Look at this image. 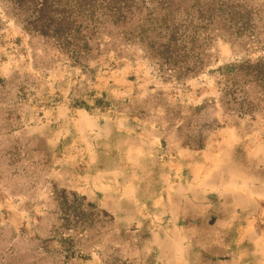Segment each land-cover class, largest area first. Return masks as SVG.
Masks as SVG:
<instances>
[{
  "label": "rangeland",
  "instance_id": "374dc122",
  "mask_svg": "<svg viewBox=\"0 0 264 264\" xmlns=\"http://www.w3.org/2000/svg\"><path fill=\"white\" fill-rule=\"evenodd\" d=\"M256 30L180 80L124 30L75 63L0 0V264H264V83L226 74Z\"/></svg>",
  "mask_w": 264,
  "mask_h": 264
},
{
  "label": "trees",
  "instance_id": "16d2710c",
  "mask_svg": "<svg viewBox=\"0 0 264 264\" xmlns=\"http://www.w3.org/2000/svg\"><path fill=\"white\" fill-rule=\"evenodd\" d=\"M10 14L30 35L52 42L77 63L102 33L124 30L160 66L178 79L194 78L205 67L204 48L224 32L240 45L260 42L262 0H5ZM134 29L130 34V23ZM226 74L264 83V59L232 65ZM244 84V83H243ZM233 81L223 97L240 92Z\"/></svg>",
  "mask_w": 264,
  "mask_h": 264
}]
</instances>
